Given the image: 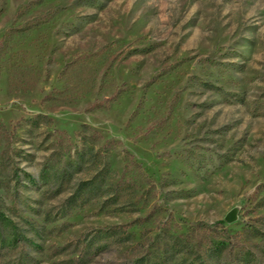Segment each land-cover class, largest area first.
<instances>
[{"label": "rangeland", "instance_id": "374dc122", "mask_svg": "<svg viewBox=\"0 0 264 264\" xmlns=\"http://www.w3.org/2000/svg\"><path fill=\"white\" fill-rule=\"evenodd\" d=\"M0 264H264V0H0Z\"/></svg>", "mask_w": 264, "mask_h": 264}]
</instances>
